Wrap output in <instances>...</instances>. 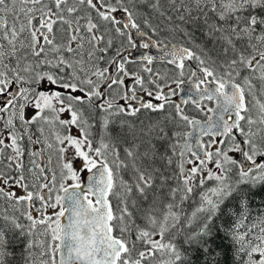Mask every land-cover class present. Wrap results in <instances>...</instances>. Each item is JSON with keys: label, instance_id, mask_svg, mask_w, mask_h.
Masks as SVG:
<instances>
[{"label": "snow or ice", "instance_id": "6c2138e0", "mask_svg": "<svg viewBox=\"0 0 264 264\" xmlns=\"http://www.w3.org/2000/svg\"><path fill=\"white\" fill-rule=\"evenodd\" d=\"M0 264H264V0H0Z\"/></svg>", "mask_w": 264, "mask_h": 264}]
</instances>
